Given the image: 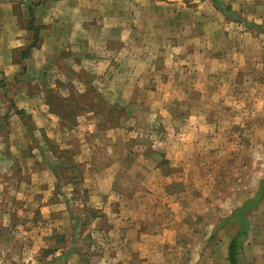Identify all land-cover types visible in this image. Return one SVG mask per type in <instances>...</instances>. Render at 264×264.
<instances>
[{
	"label": "rangeland",
	"instance_id": "1",
	"mask_svg": "<svg viewBox=\"0 0 264 264\" xmlns=\"http://www.w3.org/2000/svg\"><path fill=\"white\" fill-rule=\"evenodd\" d=\"M57 1L5 2L18 41L0 42V264H230L226 220L264 175V28L226 70L166 45L79 81L66 60L92 55L68 52ZM153 1L186 22L191 0ZM245 223L237 263L264 264V195Z\"/></svg>",
	"mask_w": 264,
	"mask_h": 264
},
{
	"label": "crops",
	"instance_id": "2",
	"mask_svg": "<svg viewBox=\"0 0 264 264\" xmlns=\"http://www.w3.org/2000/svg\"><path fill=\"white\" fill-rule=\"evenodd\" d=\"M177 1L181 0L173 2ZM5 2L6 0H0V42L4 43L1 46L2 52L8 51L18 41L14 34L16 25L13 19L9 18L11 11ZM219 2L234 11L239 20L225 16L213 0H191V3H187L183 11L186 22L181 24L177 19V16L182 15L181 11H177L175 15V7L166 10L167 5H155L153 0H87L86 4L84 0H58L55 5L58 7V15L72 19L69 35L63 41L68 43V52L75 49L76 52L87 51L92 55L84 60L81 58L83 56L79 55L67 58L68 66L76 73L73 78L81 81L80 76H84V72L98 76L111 69L114 75L116 69L123 71L121 74H124L129 68L130 58L133 59L140 54L146 57L153 52V46L156 51L159 46L164 50L166 45L167 47L170 45L169 57H174L173 52L180 54L183 51L187 54L190 63L195 64L198 61V66L206 69L207 66L209 68L214 66L219 71L226 70L223 63L232 60L234 64L231 66H236V60L242 58L241 40L246 34L255 37L259 35L254 29L261 25L264 28V16L255 15L254 0H219ZM162 3L165 2L161 0L160 4ZM260 3L264 5L262 1ZM50 11L53 14L51 9ZM166 12L167 16H170L165 19L168 22H161L162 14ZM159 28H163L164 36L157 35ZM180 30L183 31L181 35L178 34ZM98 40L99 43L105 44L104 54L98 52L96 45ZM51 43L55 44L54 39ZM71 60L76 62L71 65ZM85 61L88 64H84ZM137 66H140V63ZM200 120L194 116L195 123L201 124ZM191 153L189 150H181L177 151L176 155H179L182 161H188L186 157L191 156ZM123 232L128 233V231ZM171 233L173 234V231H162L159 235L168 237ZM139 235L138 242L141 241L142 233L140 232ZM146 246L145 242L143 247ZM136 247L142 249V243L137 244Z\"/></svg>",
	"mask_w": 264,
	"mask_h": 264
},
{
	"label": "trees",
	"instance_id": "3",
	"mask_svg": "<svg viewBox=\"0 0 264 264\" xmlns=\"http://www.w3.org/2000/svg\"><path fill=\"white\" fill-rule=\"evenodd\" d=\"M213 2L216 4L217 8L228 18H231L232 20H239L238 15L232 11L230 8L222 5L219 0H213ZM30 14L32 16V13L30 11ZM30 29L32 27L29 25ZM36 36V33L34 34V37ZM33 45H29L25 52L23 53L26 57L28 55V50ZM264 195V175L262 179L259 182V189L257 190L256 194L253 197L248 198L241 206L237 207L232 215L227 218L226 221H236L239 223V228L236 232V234L232 237V239L229 241L228 244V258L230 261V264H238L236 260V251L239 246V240L244 234V228L246 226L245 223V212L249 209H252L257 205V203L260 201V198Z\"/></svg>",
	"mask_w": 264,
	"mask_h": 264
}]
</instances>
